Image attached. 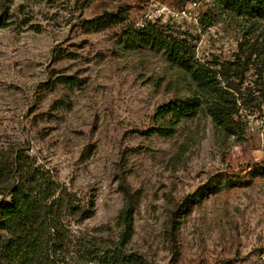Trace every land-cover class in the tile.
I'll list each match as a JSON object with an SVG mask.
<instances>
[{
  "label": "rangeland",
  "instance_id": "rangeland-1",
  "mask_svg": "<svg viewBox=\"0 0 264 264\" xmlns=\"http://www.w3.org/2000/svg\"><path fill=\"white\" fill-rule=\"evenodd\" d=\"M145 26L184 40L187 62ZM1 152L59 200L57 230L17 244L0 228V264H106L121 177L125 251L264 264V18L217 0H0Z\"/></svg>",
  "mask_w": 264,
  "mask_h": 264
},
{
  "label": "trees",
  "instance_id": "trees-1",
  "mask_svg": "<svg viewBox=\"0 0 264 264\" xmlns=\"http://www.w3.org/2000/svg\"><path fill=\"white\" fill-rule=\"evenodd\" d=\"M222 2L225 8L232 9L239 14H245L253 18H264V0H217ZM102 20L96 18L87 21L90 26H97ZM137 33L146 35L155 41H159L166 47L170 56L181 63L187 62L186 42L177 39L159 28L145 26L136 29ZM167 129L161 132L165 133ZM169 132H172V129ZM52 181H48L35 171L31 170L18 158L10 159L4 152L0 153V189L3 192L0 208V228L7 224V229L12 239L17 244L28 243L39 238L42 231L53 228L57 230L58 200L50 198L54 196ZM120 190L125 195L123 207L118 212V223L124 227L119 237L118 244L109 247L103 254V263L106 264H151L137 252H127L124 249L125 242L132 230L133 195L131 187L125 177H121L118 183ZM9 197L8 199H6ZM54 203V204H53ZM10 215L17 220L16 223H6V216Z\"/></svg>",
  "mask_w": 264,
  "mask_h": 264
}]
</instances>
